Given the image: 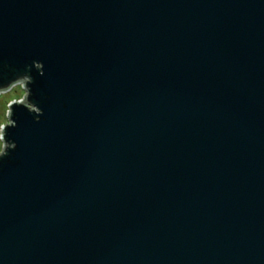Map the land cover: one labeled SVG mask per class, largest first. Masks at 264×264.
<instances>
[{
  "label": "water",
  "instance_id": "obj_1",
  "mask_svg": "<svg viewBox=\"0 0 264 264\" xmlns=\"http://www.w3.org/2000/svg\"><path fill=\"white\" fill-rule=\"evenodd\" d=\"M0 264H264V0H0Z\"/></svg>",
  "mask_w": 264,
  "mask_h": 264
},
{
  "label": "rangeland",
  "instance_id": "obj_2",
  "mask_svg": "<svg viewBox=\"0 0 264 264\" xmlns=\"http://www.w3.org/2000/svg\"><path fill=\"white\" fill-rule=\"evenodd\" d=\"M26 94V91L23 87L22 83H19L13 87L12 90H8L7 92H4L2 96L0 97V152L3 150L4 142L1 139L2 137V125L8 124L9 122V106L10 103L14 100H19L20 98H23Z\"/></svg>",
  "mask_w": 264,
  "mask_h": 264
},
{
  "label": "bare ground",
  "instance_id": "obj_3",
  "mask_svg": "<svg viewBox=\"0 0 264 264\" xmlns=\"http://www.w3.org/2000/svg\"><path fill=\"white\" fill-rule=\"evenodd\" d=\"M12 89H13V87H12L10 90H12ZM2 94H3V93L0 94V97L2 96ZM20 99H21V98H20ZM20 99H19V100H20Z\"/></svg>",
  "mask_w": 264,
  "mask_h": 264
}]
</instances>
